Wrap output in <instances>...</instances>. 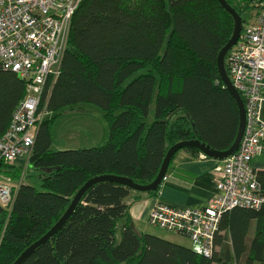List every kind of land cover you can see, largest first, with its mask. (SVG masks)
I'll use <instances>...</instances> for the list:
<instances>
[{
	"label": "trees",
	"instance_id": "trees-1",
	"mask_svg": "<svg viewBox=\"0 0 264 264\" xmlns=\"http://www.w3.org/2000/svg\"><path fill=\"white\" fill-rule=\"evenodd\" d=\"M226 1L244 25L250 0ZM232 31L233 18L218 0L79 2L46 102L48 113L28 158L37 181L15 186L10 210L0 203V264H11L41 236L89 177L113 173L147 183L178 140L199 138L220 150L230 146L239 112L216 61ZM24 90L15 72L0 69V136ZM84 102L101 108L104 141L51 148L54 121L64 108ZM181 148L202 154L194 146ZM0 169L16 180L22 171L3 159ZM257 177L264 195V170ZM160 186L136 191L157 195ZM131 190L111 180L91 184L61 227L21 264H264V203L224 211L216 247L205 256L138 230L126 201Z\"/></svg>",
	"mask_w": 264,
	"mask_h": 264
},
{
	"label": "built area",
	"instance_id": "built-area-1",
	"mask_svg": "<svg viewBox=\"0 0 264 264\" xmlns=\"http://www.w3.org/2000/svg\"><path fill=\"white\" fill-rule=\"evenodd\" d=\"M80 1L0 0V69L15 72L25 83L24 96L0 136V159L23 160L14 186L0 169V203L8 210L15 186L23 181L38 127L48 113L46 102L59 74L71 16ZM249 5L250 15L226 55L228 76L244 102L245 127L238 148L215 166L217 192L202 206L157 200L148 215L150 224L188 236L191 248L205 256H211L216 247L225 210L264 203L257 170L251 164L252 157L264 151V0H250Z\"/></svg>",
	"mask_w": 264,
	"mask_h": 264
},
{
	"label": "crops",
	"instance_id": "crops-1",
	"mask_svg": "<svg viewBox=\"0 0 264 264\" xmlns=\"http://www.w3.org/2000/svg\"><path fill=\"white\" fill-rule=\"evenodd\" d=\"M261 117L264 121V101L261 105ZM22 161L18 158L12 164L21 166ZM220 163V159L209 155H193L185 148L176 150L157 195L136 190H131L127 195L126 201L129 203V212L135 227L138 230H145L146 225H150L148 215L157 200L162 199L177 206L204 205L217 192L213 172L215 166ZM251 164L257 171L264 170V151L255 154ZM12 179L14 186L16 179L13 177ZM23 181L26 182L24 179Z\"/></svg>",
	"mask_w": 264,
	"mask_h": 264
},
{
	"label": "water",
	"instance_id": "water-1",
	"mask_svg": "<svg viewBox=\"0 0 264 264\" xmlns=\"http://www.w3.org/2000/svg\"><path fill=\"white\" fill-rule=\"evenodd\" d=\"M218 2L233 18L232 34L230 38L228 39V41L225 43V45L219 50L218 55H217V61H216L220 80L225 86V88L228 90V92L232 95L233 99L236 101L238 112H239L238 128H237L235 137L232 143L230 144V146L225 149L220 150V149L212 148L208 143L200 140L199 138H188V139L178 140L168 147L163 157V160L161 162L158 173L156 174L153 180L147 183H138V182H135L129 176L113 174V173H102V174H96V175L89 177L75 191L69 204L67 205V207L65 208L61 216L41 236H39L34 241H32L29 245H27L16 256V258L13 260L11 264H21L22 261L28 256L29 253H31L34 250L36 246H38L39 244L47 240L58 228H60L61 225L66 221V219L68 218L72 210L74 209L75 205L81 198L83 192L94 182L99 181V180H111V181L125 184L126 186L133 188L135 190L147 191V190L155 189L162 182V179L165 176L170 159L172 158L175 151L181 147L194 146V147H197L205 155H209L211 157H214L220 160L227 157L228 155L233 153L238 148L242 135H243L244 127H245V108H244V102L239 92L236 90V88L232 84L228 76V73L226 71L225 57L228 51L231 49V47L236 43V41L239 38L240 31L242 29V20H241L240 15L235 11L233 7H231L227 3L226 0H218Z\"/></svg>",
	"mask_w": 264,
	"mask_h": 264
},
{
	"label": "rangeland",
	"instance_id": "rangeland-1",
	"mask_svg": "<svg viewBox=\"0 0 264 264\" xmlns=\"http://www.w3.org/2000/svg\"><path fill=\"white\" fill-rule=\"evenodd\" d=\"M246 14L248 18V15H250L249 10ZM101 112L99 105L91 102L81 103L78 107L64 108L62 114L54 121L51 127L52 140L50 147L53 149H60L102 143L107 135V128L102 119ZM152 118L153 107L150 108L148 116L149 120ZM97 128H99V131H97ZM101 132L103 133L102 136ZM28 172H33V174L29 175ZM23 179L26 182L36 183L37 181L36 175L34 171L28 167V163L24 168ZM163 180L164 178L162 181ZM144 231L170 239L179 244L191 246V240L188 236L169 231L153 224L146 225Z\"/></svg>",
	"mask_w": 264,
	"mask_h": 264
},
{
	"label": "bare ground",
	"instance_id": "bare-ground-1",
	"mask_svg": "<svg viewBox=\"0 0 264 264\" xmlns=\"http://www.w3.org/2000/svg\"><path fill=\"white\" fill-rule=\"evenodd\" d=\"M244 206H246V205H244ZM234 207V206H233ZM247 207H252V206H247ZM232 208V207H231ZM230 209V208H229ZM228 210V209H227ZM226 211V210H225ZM223 214V213H222ZM220 229V228H219ZM220 231V230H219Z\"/></svg>",
	"mask_w": 264,
	"mask_h": 264
}]
</instances>
